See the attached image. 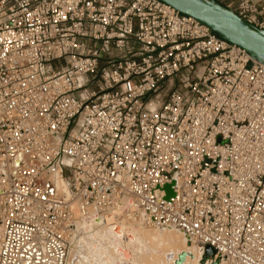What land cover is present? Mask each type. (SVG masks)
Listing matches in <instances>:
<instances>
[{"label": "built area", "instance_id": "built-area-1", "mask_svg": "<svg viewBox=\"0 0 264 264\" xmlns=\"http://www.w3.org/2000/svg\"><path fill=\"white\" fill-rule=\"evenodd\" d=\"M74 203L264 264V65L158 0H0V264H66Z\"/></svg>", "mask_w": 264, "mask_h": 264}, {"label": "water", "instance_id": "water-1", "mask_svg": "<svg viewBox=\"0 0 264 264\" xmlns=\"http://www.w3.org/2000/svg\"><path fill=\"white\" fill-rule=\"evenodd\" d=\"M158 1L169 6L179 14L190 17L196 22L206 26L213 34L223 41L243 49L251 60L264 65V29H259L248 24L233 13L232 10L223 7L214 0ZM172 186L173 184L166 186L167 198L172 195ZM169 191L171 193H169ZM92 215L94 217H101L96 212ZM71 229H75V221ZM179 233L190 241L186 234L182 232ZM197 251L201 256L200 264H218V261H212L214 251L211 248L206 247L204 249H197ZM182 258L183 255H179L176 264H181Z\"/></svg>", "mask_w": 264, "mask_h": 264}, {"label": "bare ground", "instance_id": "bare-ground-1", "mask_svg": "<svg viewBox=\"0 0 264 264\" xmlns=\"http://www.w3.org/2000/svg\"><path fill=\"white\" fill-rule=\"evenodd\" d=\"M169 193L171 192L169 191ZM131 206L132 204L129 203L122 211L118 209V206H115L104 215H101V217H94L92 215L94 212L85 215L83 208L80 207L79 204L74 203L72 205V212L75 218V229L72 230L66 264H81L83 253L77 248L78 242L84 237L94 239L98 231H105L109 234L112 243L116 245V247L113 248L114 254L120 258L121 264H129L131 254L127 247H121V245L135 246L136 232L139 227L144 226L142 221L135 220L129 215L127 209ZM161 229L162 228H157L158 231H165ZM169 229L173 228H167V230ZM79 233L82 234L78 235ZM175 234L178 235H175V247L183 248H181L182 251L180 252L176 251L177 253L174 252L175 250H170L169 256L166 257V259L169 260V264H176L178 256L181 254L183 255L181 264H200L201 256L196 247L178 231L175 232ZM125 256H127V258H125Z\"/></svg>", "mask_w": 264, "mask_h": 264}, {"label": "clouds", "instance_id": "clouds-1", "mask_svg": "<svg viewBox=\"0 0 264 264\" xmlns=\"http://www.w3.org/2000/svg\"><path fill=\"white\" fill-rule=\"evenodd\" d=\"M176 237L174 233L158 231L155 226L144 225L136 232L135 246L127 247L131 259L129 264H169L166 257L174 250ZM116 247L105 231H98L94 239L84 237L77 248L83 253L81 264H121L120 258L114 254Z\"/></svg>", "mask_w": 264, "mask_h": 264}, {"label": "rangeland", "instance_id": "rangeland-1", "mask_svg": "<svg viewBox=\"0 0 264 264\" xmlns=\"http://www.w3.org/2000/svg\"><path fill=\"white\" fill-rule=\"evenodd\" d=\"M161 230H165L164 232H166V231H170L171 233H174L175 234V232H177V231H175L174 229H169V230H167V228H165V229H161ZM82 233H79L78 235H81ZM175 235H177V234H175ZM178 236V235H177ZM180 237V236H179ZM78 238V237H77ZM181 238V237H180ZM79 239V238H78ZM77 239V240H78ZM182 239H183V237H182ZM181 239V240H182ZM176 249H174L175 251V253H177V252H180V251H182V249L181 248H183V247H180V248H178V247H175ZM177 251V252H176ZM197 256H198V254H197ZM76 264H78V263H76Z\"/></svg>", "mask_w": 264, "mask_h": 264}, {"label": "snow or ice", "instance_id": "snow-or-ice-1", "mask_svg": "<svg viewBox=\"0 0 264 264\" xmlns=\"http://www.w3.org/2000/svg\"><path fill=\"white\" fill-rule=\"evenodd\" d=\"M125 258H127V256H125Z\"/></svg>", "mask_w": 264, "mask_h": 264}]
</instances>
